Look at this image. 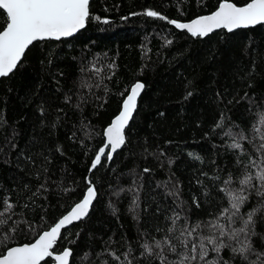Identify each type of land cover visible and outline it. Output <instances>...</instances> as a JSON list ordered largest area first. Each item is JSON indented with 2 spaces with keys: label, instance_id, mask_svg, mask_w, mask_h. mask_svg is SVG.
<instances>
[{
  "label": "trees",
  "instance_id": "1",
  "mask_svg": "<svg viewBox=\"0 0 264 264\" xmlns=\"http://www.w3.org/2000/svg\"><path fill=\"white\" fill-rule=\"evenodd\" d=\"M220 2L95 0L82 32L37 42L18 70L0 79V202L16 205L0 224V253L35 242L89 186L98 195L89 217L65 230L53 250L70 249L71 264H127L126 255L140 264L141 243L162 235L156 229L168 226L165 217L173 210L192 220L219 210L218 186L228 173L238 175L250 157L259 159L252 126L264 112V25L199 38L167 20L209 15ZM149 10L166 19L148 17ZM5 19L0 10V30ZM93 65L103 71L93 72ZM136 82L146 88L124 147L111 161L105 150L90 172L106 143L104 131ZM221 117L224 127L215 128ZM229 128L255 137L242 141L244 153L228 147ZM42 183L47 191L29 199ZM176 189L182 209L168 195ZM256 200L253 195L246 209ZM256 230L264 233L259 216ZM254 243L264 251L259 237Z\"/></svg>",
  "mask_w": 264,
  "mask_h": 264
},
{
  "label": "snow or ice",
  "instance_id": "2",
  "mask_svg": "<svg viewBox=\"0 0 264 264\" xmlns=\"http://www.w3.org/2000/svg\"><path fill=\"white\" fill-rule=\"evenodd\" d=\"M0 10L6 14L4 26L0 30V78L8 77L18 70L26 51L35 46L36 42L60 41L72 37L84 29L92 18L90 0H0ZM145 14L160 20L166 19L151 10ZM103 23L108 21L104 20ZM167 23L174 25L176 29L186 30L192 37H207L220 29L231 33L237 29L264 25V0H246L240 6L231 0H221L217 9L209 15L200 16L189 23L175 20H167ZM91 70L96 73L103 71L95 65ZM108 78L111 79L110 76ZM143 89L144 84L141 82H136L131 87L130 94L122 102L121 111L104 131L107 142L95 156L90 172L101 164L105 148L111 147V152L106 156L111 161V153L125 144V128L133 118ZM187 95L191 96L192 93ZM223 127L221 117L215 128ZM252 130L259 134L260 143L254 146L259 159L250 157L238 175L228 173L227 178L218 186V191L222 193L219 210L209 212L206 220H192L183 210H173L171 216L165 217L169 222L168 226L156 229L162 235L159 238L153 235L151 242L145 240L141 243L143 251L140 254V264H264V251L257 250L254 243L255 237L264 242V233L256 230L257 217L264 219V112L258 114ZM224 135L232 140L228 147L241 153L245 152L242 141L252 143L255 139H250L243 130L234 133L231 128ZM196 158L199 159L198 156ZM242 163L238 157L237 167ZM27 188L28 185H25V189ZM41 189L47 191L44 183L39 185L29 199L38 197ZM204 194L208 195L207 190ZM168 195L174 196L178 201L177 208L182 209L183 202L179 201L178 189L169 191ZM253 195L257 198L256 204L246 209ZM96 196L95 187L89 186L82 200L75 203L50 230L40 234L35 242L8 247L0 253V264H41L48 257L52 258L54 264H70V257L73 256L70 249L66 248L59 254H54L53 249L62 229L88 216ZM193 202L197 208L200 207L195 199ZM0 203L3 207V211H0V217L3 218L0 219V224H3L11 219L7 214L12 213L16 205L7 198ZM28 206L23 205L25 208ZM225 250L230 253L228 259L222 255ZM125 259L127 264H133L132 260L127 259V255Z\"/></svg>",
  "mask_w": 264,
  "mask_h": 264
},
{
  "label": "water",
  "instance_id": "3",
  "mask_svg": "<svg viewBox=\"0 0 264 264\" xmlns=\"http://www.w3.org/2000/svg\"><path fill=\"white\" fill-rule=\"evenodd\" d=\"M93 1H95V0H90V5H91V3L93 2ZM196 19V18H195ZM194 20V19H193ZM192 21V20H191ZM191 21H188V22H180V23H189V22H191ZM172 25V24H171ZM173 27H175L174 25H172ZM257 26H259V25H257ZM257 26H255V27H257ZM255 27H251V28H255ZM86 28V27H85ZM84 28V29H85ZM84 29H82L80 32H82ZM247 29H250V28H247ZM177 30H179V31H181V32H186L187 33V31L186 30H180V29H177ZM221 30H223V29H220V30H217L216 32H213V33H211L210 35H213L214 33H217V32H220ZM238 30H246V29H237V30H234L233 32H236V31H238ZM80 32H78V33H76L74 36H72V37H69V38H66V39H62V40H69V39H72V38H74L75 36H77ZM233 32H231V33H233ZM189 34V33H188ZM190 35V34H189ZM209 35V36H210ZM208 37V36H207ZM61 41V40H60ZM37 43V42H36ZM26 53H27V51H26ZM24 59V58H23ZM15 72V71H14ZM11 75V74H10ZM9 77V76H8ZM3 78H7V77H3ZM0 79H2V78H0ZM142 83V82H141ZM144 84V83H143ZM145 84H144V89L142 90V92H141V94H140V96L138 97V100H137V108H136V111L133 113V118L129 121V124H128V126L125 128V137H126V131H127V129L130 127V125H131V123H132V121H133V119H134V117H135V115H136V113H137V111H138V107H139V102H140V100H141V98H142V96H143V94H144V92H145ZM129 94H130V92H129ZM105 140H106V142H107V138L105 137ZM106 144V143H105ZM124 147V145L123 146H121V148H119L116 152H114V153H111V155H112V160L114 159V157H115V155L118 153V152H120L121 150H122V148ZM107 149H109V151L111 152V147L110 146H108L107 148H105V150H107ZM97 197H98V195L96 196V199L93 201V204L91 205V207H90V210H89V213H88V216L87 217H85L84 219H82L81 221H77V222H74L73 224H71V225H68L65 229H62V231H61V236H62V233L65 231V230H68V229H70V228H72L74 225H76V224H79V223H81L82 221H84L85 219H87L88 217H89V215H90V213H91V211H92V208H93V206H94V204H95V202H96V200H97ZM50 230V229H49ZM61 236H60V238L58 239V241H57V243L59 242V240L61 239ZM57 245V244H56ZM21 246H23V245H21ZM15 247H17V246H15ZM56 247V246H55ZM55 247H54V249H55ZM53 249V250H54ZM49 258H51V257H48V258H45V260L44 261H42L41 262V264L42 263H44L45 261H47ZM71 261H72V257H70V264H71Z\"/></svg>",
  "mask_w": 264,
  "mask_h": 264
}]
</instances>
